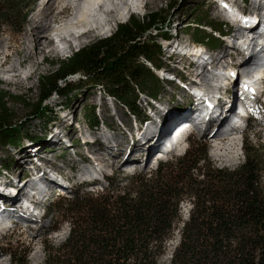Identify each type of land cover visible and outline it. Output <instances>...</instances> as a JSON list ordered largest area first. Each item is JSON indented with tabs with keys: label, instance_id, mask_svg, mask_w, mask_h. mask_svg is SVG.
<instances>
[{
	"label": "trees",
	"instance_id": "1",
	"mask_svg": "<svg viewBox=\"0 0 264 264\" xmlns=\"http://www.w3.org/2000/svg\"><path fill=\"white\" fill-rule=\"evenodd\" d=\"M35 3L0 0V34L5 27L21 32ZM170 21L162 10L130 14L110 35L49 61L56 67L38 75L37 100L27 104L31 113L43 116L41 134L19 130L8 100L21 97L0 88V147L46 144L48 121L57 114L43 103L53 94L65 97L60 108L68 110L75 95L100 87L141 119L139 96L160 94L156 70L165 67L160 39L170 38ZM208 27L222 33L228 29L225 22L213 21L205 8L182 30L196 43L217 47L221 41ZM74 75L79 76L69 79ZM82 117L90 128L100 124L93 104L83 106ZM242 148L244 158L233 168L211 161L207 145L189 143L182 155L159 162L150 173L124 181L106 175V186L94 192L73 187L70 197L58 196L46 207L47 215L56 209L68 229L57 244L44 243L43 264H161L176 228L179 237L168 264H264L263 147L243 141ZM0 163L8 169L12 160ZM185 199L190 207L182 219ZM26 256L25 250L11 252L10 264H27Z\"/></svg>",
	"mask_w": 264,
	"mask_h": 264
},
{
	"label": "rangeland",
	"instance_id": "2",
	"mask_svg": "<svg viewBox=\"0 0 264 264\" xmlns=\"http://www.w3.org/2000/svg\"><path fill=\"white\" fill-rule=\"evenodd\" d=\"M139 1L142 3L141 7L138 9L132 8L133 10L130 11V14L141 15L151 10H162L166 11L167 18H170L171 20L170 30L165 28L167 29L170 38L167 39L168 41L166 43L160 45L162 50V61L164 63L162 66H165L164 70L172 72L174 76L171 73H165L166 71L159 72L157 74L160 80V94L156 97V99L148 101L144 93L139 96L137 104L143 109L144 113L141 119L134 118L132 115L130 116L128 111L120 103L116 102L112 97H109L108 94L104 93L100 87L89 88L82 94L80 93L79 95H75L69 102L68 110L60 108V104L64 103L66 100L65 97L53 94L43 103V105H46L57 114V119L52 121L50 120L51 122L48 121L45 136L46 144L34 145L27 142V144L24 143L18 147H0V162L2 160H12V164L10 168L8 167V169H4L0 163V209L3 207L1 209L2 214L17 221V226L6 232L2 241H0V264H10L9 253L12 252L19 254L20 250L27 251V264H43L44 243L55 245L66 236L68 224L56 209H53L54 211L52 214H48L45 218L34 219L36 220L35 222L30 221L32 218L28 220L17 218L18 215L23 217L22 212H20L21 207H25V209H27V207L29 208L27 202L24 203V199H21V196H27L26 188L29 182L34 180L36 182L39 181L46 184V186H49L50 188L48 190H52L54 187L57 189L64 188V197H70L72 191H70L71 188L65 189L67 188V185L65 184L66 179L70 180V186L75 184V190L79 192L99 191L102 187L106 186L107 182L105 180L94 181V184H97L96 187L82 188L77 185L79 181L78 178H76L77 175H75V172L80 171L81 168L87 166V164L80 160V155L88 156L92 154V158L95 159V161L102 160V179L103 175H112L119 181L127 180L129 177L139 173H150L155 170L159 162H164L166 160H170L172 157L182 155V148H187L189 143H192L193 146L200 143L207 145L209 159L218 166L233 168L242 162L244 158L242 145L241 150H239L237 143L234 145L231 143V139L224 140L226 137L222 134V136H218L217 133H220L221 130L217 129V124L213 123L212 125L209 122L202 130L195 129L188 137L186 144L182 143V131L179 129L177 130L181 124L178 120L193 112L195 102L197 99L202 98V95L194 89V87H197L196 85L198 83L194 84L191 82L188 84L187 82L182 81L185 86H181V83H177L181 82L177 79V77L179 76L178 74L183 75V72L180 69L183 64H186L185 61L188 59L184 56L181 57L180 51L186 52L192 56L194 60H197L195 55L197 52L194 51V49L197 50L198 46L205 49L202 45L193 46L191 35L185 33V30L182 29L186 22L192 21L195 14L201 12V10L205 8L209 10L210 18L213 21L225 22L222 16L223 13L226 17L234 19L237 15L232 17V9L222 3V1L228 0H217L219 4H217L214 0ZM228 3L231 5L232 3L234 4V2ZM237 3L239 6L242 5L240 0H237ZM38 4L39 2L34 4L21 32L15 33L10 28L5 27L0 34V88L8 92L10 95H19L21 97V99L17 101H12L11 98H9L8 106L14 112L19 130L23 133L31 135L41 134L44 130L43 116L41 117L39 112L36 111L31 113V108L27 107V104H33L37 100L39 93V86L37 82L38 75L45 74L56 67L48 62L55 59H63L70 55L72 51H75L84 45H88L98 38L110 35L115 30L116 24L127 20L130 15L129 14L122 20L118 18L113 20L110 26L111 30L107 33L92 34L91 36L84 37L82 39L83 43L79 46H75L76 42L74 41L71 46L63 50V43L60 44L57 40L51 38L52 43H50V45H48L43 52L33 54L32 45L29 43L25 31L30 25V20ZM168 5H172L173 7L169 9ZM232 6L233 10L237 11L236 5ZM73 7L75 8L73 5L70 6L69 11L64 15V17L56 19L51 25L54 26L56 23L72 18L74 14L76 15V11L73 10ZM228 13L230 14L228 15ZM209 28L211 27H208L207 30H209ZM61 35H63V33ZM230 39H228V41H230ZM222 43L223 41L220 42L217 47L213 48V51L214 49H216V51L211 55H214L216 52L223 49V56L221 59L215 61V67L213 65L211 68L212 71H210L218 73L219 69H223L224 74L226 75L228 74L227 72L231 70L234 76H237V68L235 65L243 64V54L238 52L237 57H233L232 52H234V48L229 45L230 43ZM57 44H59L58 47H56ZM66 45L68 44L66 43ZM22 48L31 51V58L23 61L22 57L19 58L16 56V52L20 51ZM52 48H55L56 51H50ZM206 53V49L198 52V56L201 57L199 60L204 61L205 64L210 56H207ZM172 54V61L168 62V58L169 56H172ZM164 58L166 62L163 60ZM18 60H21L23 63L17 66L16 71H6L12 62L15 63ZM226 66H228V70L225 72L224 69ZM16 74L20 75L19 77L22 79V83H14ZM78 76L79 75H74L69 77V79L74 80ZM241 79H245V77H242ZM226 80L228 81V77ZM253 83H256L255 80H253ZM235 84L236 83L231 86L230 83V85H228L230 86V92L228 95H224V98L226 97L224 100H227V96L231 93L233 94V98L230 103L232 109L234 104L233 99L234 95H236L237 88V84L236 87ZM185 87H191V90H189L191 93H189L191 102L185 96L188 103L185 105L186 110L183 111L181 106L175 104L174 99H177L179 95L182 94ZM224 87L225 83H223V89ZM90 104L95 105L96 114L100 119V124L97 127H88L82 117L83 106ZM179 107L180 109H177ZM251 107L253 113L252 119L247 125V130L241 135H237V138L242 137L244 142L250 141L256 147L260 144L263 147L262 151L264 153V103L259 100L255 106L252 104ZM155 110H161L164 112V115L161 116V120L164 124V127H161V131L162 128L163 132L170 129L168 142L172 147L167 151L158 148L152 149L154 145H160L161 135H163L160 133L154 144L150 143L149 148L151 150V154L148 155L146 151L139 153L142 149L137 147L136 143L138 141H143L142 134L149 126V118L154 117L156 120V116H154ZM211 114L213 117H217V114ZM199 121L201 120H197L195 124ZM55 136L58 137L59 141H56ZM95 137L97 138L96 140ZM172 137L175 139L172 140L173 142L170 140ZM102 138L109 139L110 144L108 147H105L103 144L105 142ZM89 139H91L90 143L85 144L84 142ZM111 139L114 141H111ZM178 139H180L179 141L181 144L175 147V142ZM163 141L165 142L167 140ZM211 141H214L213 143L220 141V144L215 147L211 145ZM25 145L27 146L25 147ZM162 146L163 148L165 147L164 143ZM96 152H98V154H96ZM127 156L135 158L136 161L124 163ZM71 165L76 168L72 173L68 169ZM71 175L74 178L73 180L70 178ZM43 176L44 178L45 176L50 177L49 181L48 179L47 181L44 180ZM262 180L264 184V172L262 173ZM19 190L25 194L20 193ZM55 192L53 189L50 197L46 199L43 204V208L47 207L50 201L59 199L58 195L60 194ZM60 193H62V191ZM181 206V217L182 219H185L187 217V211L190 207L188 199H185ZM28 211L30 212L29 209ZM180 224L181 221L177 223V225ZM177 231L178 230L176 228L173 236H171L166 243L167 251L161 257V264H168V259L172 249L177 243L176 240H178Z\"/></svg>",
	"mask_w": 264,
	"mask_h": 264
},
{
	"label": "bare ground",
	"instance_id": "3",
	"mask_svg": "<svg viewBox=\"0 0 264 264\" xmlns=\"http://www.w3.org/2000/svg\"><path fill=\"white\" fill-rule=\"evenodd\" d=\"M253 2L256 3L257 6L262 5L263 8L261 6H259L260 7L259 10L256 8L254 11H252L248 15L244 16L243 17L244 23L242 25H239L238 32L236 33L237 37H235V38L240 39V33H242L243 38L238 41V46H237V47H239L238 52L243 54V57H242L243 64H240V66H242V65L249 66L253 63H258L264 59V45H262V44H264V31L263 30L258 31V29H257V25L259 23L264 25V13H263L264 12V0H253ZM222 3L224 5H226L227 7L232 9V11H233L231 14L232 17H235L237 15L235 18L240 19L241 13L239 12L238 9H237V11L233 10V6H232V5H234L233 3H232V5L229 4L228 1H222ZM141 4L142 3L139 0H124V1L123 0H40L32 18L30 20V25L27 27L25 32H26L27 38L29 40V43H31V45H32L33 54L37 53V52H43L45 50V48L48 45H50V43H52L51 38L52 39L54 38L60 44L63 43V50H65L66 48L71 46L72 42H74V41L76 42L75 46L76 45L79 46V45H81V43H83L82 39L84 37L91 36L92 34L107 33L108 31L111 30L110 26H111V22L113 20H115L116 18L121 19V20L124 19L126 16H128L130 14V11L133 10L132 8L138 9L141 7ZM72 5L75 6V8L73 7V9L76 11V15L74 14V16L72 18H69V19L64 20V21H60V22L56 23L54 26H52L51 24L56 19L64 17V15L69 11L70 6H72ZM224 5H223V7H224ZM229 14L230 13H228V15ZM231 16H229V17H231ZM248 20H251L252 22L249 24ZM62 33H63V35H61ZM66 43L68 45H66ZM229 45L232 48H234L232 44H229ZM58 46H59V44L56 45V47H58ZM256 46H259V47L255 49ZM54 50L56 51L55 48L50 49V51H52V52ZM200 50L202 51L205 49H202V47H200V46L197 47V50L194 49V51L197 52L195 55H196V58L198 61H200L199 58H201L198 56V52ZM222 51H223V49L219 50L214 55H210L207 59L208 60L207 63L205 64L206 66L205 65H203L202 67L200 66L201 68H203L202 72L200 73V76L201 77L205 76V73L209 72V73H212V75L220 78L221 83L222 82L225 83V80L228 77L229 79H231V82H228L226 80L225 84L230 85V83H231V86H233L234 83L237 84V79H236V76H234V74L231 72V70H229V72H227L228 74H226V75L222 74V73L220 74V72H224L223 69H221V70L219 69L218 73L211 72L212 71L211 68L213 67V65L215 67V64H216L215 61L221 59V57L223 56ZM16 56H18L19 58L22 57L23 61H25L26 59L31 58L32 53H31V51H28L27 49L22 48L20 51L16 52ZM245 61H246V63H245ZM21 63H23L21 60H18L15 63L12 62L9 65L8 70H6V71H16L17 66H19ZM224 70L226 72V70H228V66H226V68ZM236 75H240V74H238V72H237ZM19 76H20L19 74H16V79H15L14 83H16V84L22 83V79ZM255 76H257V75L255 74ZM253 80H254V77L249 75V74L245 76V79H241L242 84L240 82V84L237 86L236 95L241 94L242 91H244V93L246 94L245 95L246 98H247V96H250L252 98V97H254L255 94H258L260 92L261 88H263L264 83L262 81V84H261V82L258 80H255L256 83H253ZM236 84H235V87H236ZM196 86L197 87H194V89L196 91H198L199 94H203L205 96V98L203 99V96H202V98L199 97L200 99H197V101L195 102L194 111L187 114L184 118L186 120H188V122H190L191 124H195L197 120L202 121L205 118H208L210 120L209 122L212 125H213V123L217 124V126H218L217 129L221 130L224 127L225 122L227 123V121H228L227 118L231 114L230 112H231L232 107H231L230 103H231V100L233 98V94L231 93L229 96H227V100L222 101L220 98L214 97L212 94H210L212 92H210V93L207 92L204 89V85L201 84V82H199ZM219 89L220 90L223 89V83L219 86ZM220 93L222 94V92H220ZM236 95H234V96H236ZM251 100L252 99H248V101H251ZM211 113L217 114L216 115L217 117H213V115ZM163 115H164L163 111L155 110L154 116H156L155 117L156 120L154 119V117L149 118L150 119L149 126L147 127L146 130L144 129L145 132L142 134L143 141L142 142L138 141L136 143L137 147L142 149L139 151V153L146 151V153H148V155L151 154V150H150L149 146H150V143L154 144L155 140L157 139V137L162 132L161 127L164 124L161 120V116H163ZM245 116H246V109L243 110L242 116L240 117V119H238L237 123L242 122L244 120ZM180 126H181V124H180ZM179 127L177 128V130L179 129ZM203 127L205 128V126H203ZM181 131H182V129H181ZM169 134H170V129L168 131L164 132L163 135H161L160 145L159 146H158V144L154 145L152 147V149L158 148V149H162V150L167 151L168 150L167 147L163 148L162 145L164 143L163 140H167V141L169 140V137H170ZM189 135H191V133ZM217 135L218 136L221 135V132L220 133L218 132ZM231 136L232 137L229 138V139H231L230 140L231 143L236 145L235 138L237 136H234V137H233V135H231ZM55 139H56V141L57 140L59 141L57 136H55ZM96 139L97 138L95 137V140ZM103 140L105 142V143H103L105 145V147H108L110 144L109 139L104 138ZM112 140L113 139H111V141ZM140 140H142V139H140ZM179 140L180 139H178L175 142V147H177V145L181 144V142ZM167 141H165V142H167ZM96 154H98V152H96ZM130 161H136V160H135V158H131V157L127 156L124 160V163L130 162ZM96 163L99 165H102V160L96 161ZM48 175H50V174H48ZM43 178H44V176H43ZM47 179L49 181L50 177L45 176L44 180L47 181ZM19 192L23 193L20 190H19ZM23 194H25V193H23ZM23 194H21V195H23ZM24 198H25V196H21V199H24ZM17 203H18V201H17ZM1 209H0V214L4 217L8 218V216H5L2 214ZM28 209H29L28 207H27V209H25V207L24 208L21 207L20 212H22L23 217L18 215L17 218L22 219V220L31 219L33 217L31 215L32 212L30 211L31 212L30 213L28 211ZM0 226H1V222H0Z\"/></svg>",
	"mask_w": 264,
	"mask_h": 264
},
{
	"label": "water",
	"instance_id": "4",
	"mask_svg": "<svg viewBox=\"0 0 264 264\" xmlns=\"http://www.w3.org/2000/svg\"><path fill=\"white\" fill-rule=\"evenodd\" d=\"M178 232V231H177ZM178 237H179V234H178ZM170 256H171V254H170Z\"/></svg>",
	"mask_w": 264,
	"mask_h": 264
}]
</instances>
